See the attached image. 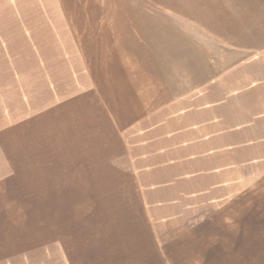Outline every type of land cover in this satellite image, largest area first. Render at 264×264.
Returning a JSON list of instances; mask_svg holds the SVG:
<instances>
[{"label":"crops","instance_id":"0c3cea01","mask_svg":"<svg viewBox=\"0 0 264 264\" xmlns=\"http://www.w3.org/2000/svg\"><path fill=\"white\" fill-rule=\"evenodd\" d=\"M261 1L0 0V264H264Z\"/></svg>","mask_w":264,"mask_h":264},{"label":"rangeland","instance_id":"374dc122","mask_svg":"<svg viewBox=\"0 0 264 264\" xmlns=\"http://www.w3.org/2000/svg\"><path fill=\"white\" fill-rule=\"evenodd\" d=\"M249 0H98V2H103L109 5H112V9L110 12H108L107 14V19L111 20V19H116L118 18V15H123V16H128L130 15L131 19H135L134 16V12L132 11H116L115 7L117 4L120 5L121 9H124V5L128 7V9H132L131 7L133 6H137V7H142V9H144L145 11H147L148 13H155L157 11H162L163 13H168L167 10V5L168 4H173L176 6L177 9H184V7L187 10V13H189L188 17H191L190 13L193 15V19L191 24L193 26H198V24L196 22H198V18L196 17L197 15L200 14V11L203 10L204 13H210L211 11H215V13L217 14H224L223 12H217L219 10H231V8L233 7V5H240V9L241 12H239L238 14L240 16H242V14H246V13H242V11L245 9H242V6H246ZM264 1V0H263ZM260 2H262L260 0ZM182 9V10H183ZM145 12V13H147ZM182 12V11H181ZM142 13V12H141ZM183 13V12H182ZM140 14V13H138ZM173 14V13H171ZM177 17L180 16L179 13H176ZM230 14V13H226ZM191 17V18H192ZM182 18V17H181ZM194 29V28H193ZM65 71V70H64ZM57 78H59L61 81H64L63 83H70V80L68 81V76H64V75H60ZM43 77H38V76H29V77H25L24 79V83H22V85L28 87V88H33L37 90L38 85L41 83ZM11 97V93H8ZM39 94H42V92ZM15 95H18V93H16ZM9 103L11 102L12 106H20L21 104L16 102V101H8ZM1 232H4L6 234H8V239H9V248L12 249V247L14 249L19 248L20 244V239L23 237H21V235L17 236L15 235L11 230H9L8 226H6L4 229H0ZM7 236V235H6ZM20 241V242H19ZM14 242V243H13ZM22 246V245H20ZM23 249V247H21ZM24 253V250H22ZM23 253L20 255V257L15 258V254H10L8 256V259H12L10 260L9 264H37L34 263V259H36L34 257L33 254L27 255L23 257ZM38 259V258H37ZM39 264V263H38Z\"/></svg>","mask_w":264,"mask_h":264}]
</instances>
